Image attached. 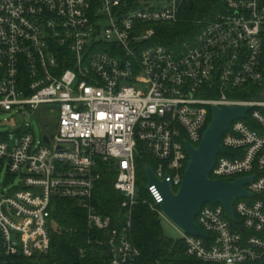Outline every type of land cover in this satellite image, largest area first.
<instances>
[{"label": "built area", "instance_id": "1", "mask_svg": "<svg viewBox=\"0 0 264 264\" xmlns=\"http://www.w3.org/2000/svg\"><path fill=\"white\" fill-rule=\"evenodd\" d=\"M192 0H0V114L44 121L14 137L0 133V174L17 184L0 192V263L46 257L51 249L53 202L71 200L86 212L89 237L81 260L105 248V264H137L133 208L163 212L156 186L140 196L136 153L142 143L155 159L159 181L174 192L197 148L214 106H244L221 140L211 179L254 177L251 198L234 204L233 222L222 204H206L196 224L207 238L181 233L186 255L204 263L264 264V0H222L223 9L195 22L198 33L175 54L157 44L155 25L180 21ZM249 86L248 100L229 96ZM212 94L211 96H208ZM45 138L49 143L45 142ZM230 154V155H229ZM107 168L124 197L126 221L92 204ZM55 264V263H54Z\"/></svg>", "mask_w": 264, "mask_h": 264}, {"label": "trees", "instance_id": "2", "mask_svg": "<svg viewBox=\"0 0 264 264\" xmlns=\"http://www.w3.org/2000/svg\"><path fill=\"white\" fill-rule=\"evenodd\" d=\"M222 9V0H192L190 8L181 13L179 22L154 26L157 30V44L179 54L184 43H191L197 35L195 22L207 19ZM228 94L237 99L248 100L257 94V88L249 86ZM211 95L209 93L208 96ZM156 164L144 145L139 143L136 153V172L137 186L142 198L146 197L143 181L147 178L144 166L155 168ZM116 177L115 171L103 168L102 178L96 184L92 201L99 215L111 218V230H121L126 221V210L122 208L124 197L113 187ZM132 235L140 251L137 264H214L187 256L184 243L181 240L174 241L168 238L164 234L158 216L143 203L133 208ZM107 236V233L88 232L86 212L77 202L57 200L53 202L52 207L51 249L48 256L32 259L16 257L8 264H105L109 257L107 249L95 248L93 254L84 260L79 258L78 250L86 247L89 237L106 238Z\"/></svg>", "mask_w": 264, "mask_h": 264}, {"label": "water", "instance_id": "3", "mask_svg": "<svg viewBox=\"0 0 264 264\" xmlns=\"http://www.w3.org/2000/svg\"><path fill=\"white\" fill-rule=\"evenodd\" d=\"M253 101L264 102V92ZM249 107L223 106L212 108L211 122L206 128L200 145L195 148L185 142L189 157L181 186L174 192L166 180L159 181L151 166L145 165L144 172L148 181L146 190L156 186L163 197L160 204L164 214L187 234L207 238L206 233L196 224L201 209L206 204H222L229 218L235 222L234 204L238 199L251 198L245 187L254 177L239 178L234 181L211 179V173L219 155L225 153L221 140L230 126L238 120L247 118ZM45 142L48 139L45 138Z\"/></svg>", "mask_w": 264, "mask_h": 264}, {"label": "rangeland", "instance_id": "4", "mask_svg": "<svg viewBox=\"0 0 264 264\" xmlns=\"http://www.w3.org/2000/svg\"><path fill=\"white\" fill-rule=\"evenodd\" d=\"M26 128V126L33 128V131L35 132L37 138H40L43 133H47L45 130V123L44 121H38L37 118H34L32 116L27 117H17L12 118L9 114H0V133H7L10 134L11 137H14V134L16 133L18 128ZM45 128V129H44ZM17 184V179L14 180L13 183H11L10 180H7V177L5 176V172H2L0 174V192L1 191H8L10 190L13 185ZM143 184L146 186L147 179L143 181ZM161 226L164 231V234L174 240L179 241L181 233L175 228L174 224H171L165 220H161Z\"/></svg>", "mask_w": 264, "mask_h": 264}]
</instances>
